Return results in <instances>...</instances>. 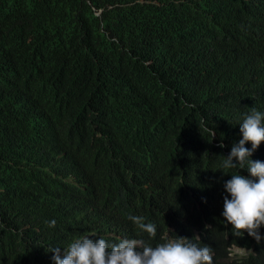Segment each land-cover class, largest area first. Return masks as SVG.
<instances>
[{"label": "trees", "instance_id": "16d2710c", "mask_svg": "<svg viewBox=\"0 0 264 264\" xmlns=\"http://www.w3.org/2000/svg\"><path fill=\"white\" fill-rule=\"evenodd\" d=\"M263 30L264 0H0V264L190 235L198 197L238 171L222 156L239 124L264 113ZM225 224L204 242L264 264V240Z\"/></svg>", "mask_w": 264, "mask_h": 264}, {"label": "clouds", "instance_id": "9594fccd", "mask_svg": "<svg viewBox=\"0 0 264 264\" xmlns=\"http://www.w3.org/2000/svg\"><path fill=\"white\" fill-rule=\"evenodd\" d=\"M260 45L264 51V30ZM239 125L242 138L226 157L222 156L223 168L238 171L225 182L224 190L198 197L200 202L191 208L196 222L185 226L190 235L176 234L172 230L175 233L172 237L168 229L169 236L155 246L142 238H121L110 245L103 237H80L66 248L48 249L54 264H234L248 257L250 251L239 246L231 248L230 254L224 257L218 249L204 242L214 220L225 227V222L230 224L232 232H229L235 237L245 239L246 232L257 244L264 240L260 234L264 227V113L253 108ZM209 131L211 138L214 137V128ZM218 146L224 147L222 143ZM128 219L149 238L156 237V225L145 222V217L129 216ZM54 225L55 220L50 223Z\"/></svg>", "mask_w": 264, "mask_h": 264}]
</instances>
